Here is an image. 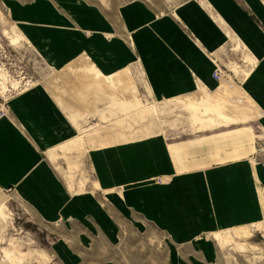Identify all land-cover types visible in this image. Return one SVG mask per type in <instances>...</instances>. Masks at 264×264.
Here are the masks:
<instances>
[{
	"label": "rangeland",
	"instance_id": "1",
	"mask_svg": "<svg viewBox=\"0 0 264 264\" xmlns=\"http://www.w3.org/2000/svg\"><path fill=\"white\" fill-rule=\"evenodd\" d=\"M134 1L144 2L149 10L163 16L173 14L178 5L188 0H0V119L9 122L34 149L39 167L27 176L36 181L44 174V181L35 183L42 185L44 195L50 192L47 188L51 183L60 189L50 200L56 205L44 213L20 188L21 182L0 183V264H172V247L181 249L179 264H264L263 223H257L260 224L257 227L253 226L256 224L241 226L248 227L247 232L231 228L201 233L173 246L172 235L150 221L149 214H144L143 208L132 201L148 185L168 183L169 177L161 174L107 188L97 172L94 157L97 152L116 151L159 139L164 147L167 145L170 156L169 147L177 150L185 146L193 153L182 158L183 167L190 169L176 165L171 156L179 171L244 157L252 159L264 147V127L259 118L196 132L190 109L183 100H158L150 93L138 62L131 64L128 71L140 105L112 108L107 104L96 105L94 114L102 112V115L91 119V113L66 112L50 96L70 129V137L45 149L35 143L14 108L20 95L35 86L44 89L49 80L57 83L56 74L61 68L52 56L58 46L55 40L63 32L95 42L96 32L86 24L101 20L110 29L113 24V38L121 46H131L124 10ZM13 6L20 8L23 15H18ZM41 14H56L61 18L60 25H57L59 21L36 17ZM29 29L46 31L51 38L41 37L37 43L30 37ZM102 38L108 43L112 33L102 34ZM97 43L102 46L98 40ZM85 53L95 68L93 52ZM217 65L215 71L237 88L244 76L240 74L250 70L253 61L238 48L236 54L221 56ZM104 113H108V118H103ZM131 192L134 193L130 195ZM85 197L97 202L101 216L96 218L85 204L81 205L83 219L69 210ZM224 231L229 232L221 238L214 236ZM196 243L207 244L200 248Z\"/></svg>",
	"mask_w": 264,
	"mask_h": 264
},
{
	"label": "crops",
	"instance_id": "2",
	"mask_svg": "<svg viewBox=\"0 0 264 264\" xmlns=\"http://www.w3.org/2000/svg\"><path fill=\"white\" fill-rule=\"evenodd\" d=\"M13 10L23 15L19 12L20 8L13 6ZM124 11L131 46H121L118 39L113 38V24L110 29L101 20L86 24L96 32L95 42L74 33L67 36V32L55 40L58 46L52 59L53 62H59L61 68L56 74V84L60 87L65 85L62 80L59 81V73L68 69L72 63L82 60L88 66L81 70L86 68L95 73V86H102V93L96 99L94 96L89 97L88 87L80 88L79 94H86L91 100L94 97V101L90 100L93 107L88 111H80L83 108L79 103V106L73 105L77 115L91 113L93 115L90 117L94 119L102 115V112L94 114L96 105L118 107L122 102L120 107H124L123 104H134L131 102L130 105L124 100L118 102L117 97L107 94L103 86L117 87L116 75L122 70L128 71V67L137 62L141 65L150 93L158 100H174L205 89L209 92L217 90L220 84L218 86L213 77L219 67L217 61L228 53L236 54L237 49L241 48L253 61V65L250 70L240 74V77L244 76L239 87L259 109L258 118L264 127V0H188L178 5L173 14L163 16L149 10L144 2L134 1L127 4ZM39 16L48 22L49 19L59 21L57 25H60L61 18L56 14L36 17ZM32 30H28L30 37L37 43H40L41 37L45 40L51 38L46 31ZM110 33L112 40L104 42L102 34ZM97 40L102 44L101 47ZM88 50L93 52L96 69L88 61L90 59L85 53ZM128 75L127 79L130 77L129 71ZM133 86L130 92L134 95V83ZM43 87L35 86L20 95L14 108L20 120L29 128L35 143L45 149L61 139L69 138L70 129L50 100L51 97L55 98L45 84ZM107 115L104 113V116ZM104 116V119L108 118ZM161 142L159 139L149 140L116 151L97 152L94 157L97 172L107 188L161 174L169 177L168 183L148 185L136 196L139 201L135 196L132 201L143 208L144 214H149L150 218L147 217L150 221L158 223L160 228L172 235L173 246L194 239L201 233L264 224V147L262 153L252 159L244 157L214 166L179 171L171 156L176 165L190 169L183 167L182 158L193 153L185 146L177 150L168 146L170 156L167 145L164 147ZM38 162L31 144L9 122L0 119V183L21 182L20 188L27 197L36 201V205L47 213L56 205L50 200L60 193V189L51 183L47 188L50 192L44 195L41 192L44 189L42 185H35L44 181V174L36 181L28 177L39 167ZM82 204L89 207L96 218L102 215L101 208L90 197L81 198L69 210L82 215L83 219L85 215L81 211ZM206 244L195 245L203 248ZM170 249L174 255L172 264H179L181 249Z\"/></svg>",
	"mask_w": 264,
	"mask_h": 264
},
{
	"label": "bare ground",
	"instance_id": "3",
	"mask_svg": "<svg viewBox=\"0 0 264 264\" xmlns=\"http://www.w3.org/2000/svg\"><path fill=\"white\" fill-rule=\"evenodd\" d=\"M69 66H68L69 67L68 69H65L64 71L62 70V72H60L58 75L61 78L60 80L58 78V80L59 81L62 80V82L66 83L65 85L60 87L58 84H54L51 81H48L45 83L46 88L49 90V92L53 95L55 100L60 104V106L66 112L75 113L76 107L73 106L75 104H77L78 106L80 104L81 108H83L82 110L79 109L80 111H88L89 108L93 107V106L91 107L92 104L90 105L91 99L88 98V95H86V94H79V90H81L82 88L88 87L87 89H88L89 97L94 96L96 99L97 97H100V92H101L100 88H102V86L101 87L99 85L95 86V83H94L95 81H93V80H95V79H93L95 76V73H93L92 71H89V70H85L86 68L84 70H81L83 67L88 66L87 63H84V61L78 60ZM74 69L79 70V71H75ZM122 71L117 75L115 74L117 77V79L115 78L116 82H117L116 83L117 87H113V86H115L113 84H112L113 86H109V85L106 86L104 84L106 82L104 79V81H105V82L103 81L104 82L103 84L105 85V86H103L104 91L109 95L115 96V98L117 97L118 102H121L120 100H122V101L124 100V101H128L130 103V105H131V102H134L135 105H140V101L138 100V96L135 94L133 95V93L130 92V89L132 87L134 88V86H133L132 81L129 79L130 77L127 79V77L129 76L128 71H126V69H125V71L124 70H122ZM115 75H114V77H115ZM96 76H97V74H96ZM114 77H112V78H114ZM98 78L100 79V77H98ZM72 79H73V81H71ZM108 80H107V82H108ZM229 81H230L229 79H223L222 78L220 80L221 86L219 88H217V90H215V91L209 92V91H206V89H205L204 92L202 91L203 93L191 94V95H187V96L179 98V99L183 100V102L190 109L192 126L196 132L205 131L207 129H211L214 127L217 128V127L228 126L231 124H235V125L245 124L251 120L257 119L260 116V111L254 105V103L240 90L239 87L236 86L237 88H235V86H234L235 84L231 85V83ZM112 82H114V81H112ZM51 85L54 87H52ZM123 91H124V96H122ZM126 91H128V92H126ZM134 92H136L135 89H134ZM101 97H103V96H101ZM68 98H70V100H68ZM93 98H92V100H93ZM110 98H111V96H110ZM112 98H114V97H112ZM101 100H106V98L101 99ZM101 100H100V103H101ZM117 101H116V103H118ZM112 103H114V102L112 101ZM120 104L118 106H120ZM123 105L126 106L125 104H123ZM136 107H139V106H136ZM80 111H79V113H81ZM209 112L213 113L212 115L214 116V118H212V116H209ZM104 117H107V116H104ZM247 228L248 227H239V228H236L233 230L244 232V231H246L245 229H247ZM258 230H260V229H256V231H258ZM234 231H232V232L234 233ZM226 232L228 233L229 231L220 232L218 234L216 233L214 236L216 238H219L220 236H222V234H224ZM246 234H248V233H246Z\"/></svg>",
	"mask_w": 264,
	"mask_h": 264
},
{
	"label": "built area",
	"instance_id": "4",
	"mask_svg": "<svg viewBox=\"0 0 264 264\" xmlns=\"http://www.w3.org/2000/svg\"><path fill=\"white\" fill-rule=\"evenodd\" d=\"M213 77L216 81L220 82L223 76H222V73L215 71L213 74ZM262 239L264 240V235L262 236Z\"/></svg>",
	"mask_w": 264,
	"mask_h": 264
}]
</instances>
